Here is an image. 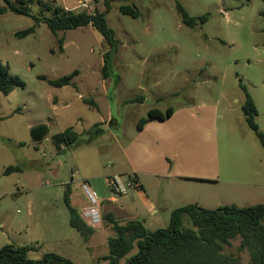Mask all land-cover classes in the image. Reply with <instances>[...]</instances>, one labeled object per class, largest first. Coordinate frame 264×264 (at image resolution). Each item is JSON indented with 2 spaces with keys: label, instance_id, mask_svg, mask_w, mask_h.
<instances>
[{
  "label": "rangeland",
  "instance_id": "obj_1",
  "mask_svg": "<svg viewBox=\"0 0 264 264\" xmlns=\"http://www.w3.org/2000/svg\"><path fill=\"white\" fill-rule=\"evenodd\" d=\"M36 1L30 6L34 15L39 11ZM40 1L87 13L103 12L107 3L106 21L121 45L112 61L114 73L103 79V38L91 26L54 36L40 23L32 34L19 38L15 33L33 26L32 18L0 14V62L23 83L8 95L0 93V248L29 245L34 248L28 252L30 259L54 253L74 264H97V256L108 249L105 238L89 248L90 236L84 240L70 227L64 189L69 186L74 192L86 180L99 199L103 194L118 198L106 178L132 170L145 182L152 201L162 199L155 215L139 204L151 231L165 228L171 211L184 205L242 208L264 201V151L242 115L244 92L239 87L240 80L263 131L261 0ZM176 3L193 17L207 13V22L186 27ZM120 5L136 6L139 17L120 14ZM73 71L77 75L71 85L57 88L47 82ZM137 97L144 98L129 103ZM168 107L174 111L170 119L136 128L148 110L165 112ZM39 124H46L49 132L34 143L29 129ZM68 127L80 134V141L57 149L50 138ZM16 165L19 173L2 174ZM164 169L183 177L156 179L144 173ZM133 192L129 189L128 195ZM101 221L109 226L102 213ZM183 223L189 226L186 217ZM94 230L98 234L100 229ZM98 235L104 237L103 232ZM232 244L226 252L246 262L247 255L236 251L238 240ZM136 251L134 247L128 256Z\"/></svg>",
  "mask_w": 264,
  "mask_h": 264
},
{
  "label": "trees",
  "instance_id": "obj_2",
  "mask_svg": "<svg viewBox=\"0 0 264 264\" xmlns=\"http://www.w3.org/2000/svg\"><path fill=\"white\" fill-rule=\"evenodd\" d=\"M4 7H0V14L10 12L19 16L31 17L34 25L15 33L16 37H26L34 32L36 26L44 23L50 32L57 36L58 32H65L80 27L91 26L103 38L102 68L103 79L109 78L114 69L112 61L121 42L116 38L112 28L106 21V15L110 8L106 3L103 12L94 10L92 13L85 11L73 12L58 6H49V2L40 0H2ZM37 3L38 15L31 13L30 6ZM96 2L97 0H91ZM259 16L264 21V0ZM49 4V5H48ZM183 25L188 28L202 26L208 20L209 15L203 14L193 17L180 4H175ZM118 11L122 15L134 19L140 15L136 6L120 5ZM44 14H43V13ZM59 50L63 47V37L57 39ZM77 75L73 71L67 76L55 80H48V84L61 88L72 84V79ZM23 83L15 76H11L7 67L0 62V93L8 95L15 87H21ZM239 87L244 92V100L241 112L248 128L256 136L264 151V130H259L255 118L257 111L252 98L248 95L245 86L239 80ZM144 98V97H143ZM137 97L129 103H138L143 100ZM88 106L96 108V103L84 101ZM173 109L166 108L165 112L158 109H150L146 118H140L136 128L141 130L145 123L158 120L164 121L172 115ZM93 125L87 132L95 129ZM32 142L40 143L48 134V128L44 124L31 127L29 131ZM51 141L57 149L61 145L72 146L80 140V134L72 128H66L60 133L53 134ZM19 166H7L2 174L9 175L20 172ZM64 203L69 212V225L74 228L86 240L92 234V228L80 217L79 213L70 204V188L64 189ZM187 218L189 226H184L183 220ZM114 236L107 239L108 253L98 258L107 264H119L124 259L126 264H264V203L249 207L221 206L214 209H205L197 204L184 205L175 208L170 213L169 223L165 228H157L153 231L147 229L143 220H129L123 224L113 221ZM238 240L236 251L246 254L248 260L243 262L239 257L226 252L232 247V242ZM136 247L135 254L128 256ZM34 248L29 245L19 246L6 244L0 248V264H74L67 258L54 253H47L39 259H30L28 252Z\"/></svg>",
  "mask_w": 264,
  "mask_h": 264
},
{
  "label": "crops",
  "instance_id": "obj_3",
  "mask_svg": "<svg viewBox=\"0 0 264 264\" xmlns=\"http://www.w3.org/2000/svg\"><path fill=\"white\" fill-rule=\"evenodd\" d=\"M62 49H64V44H63ZM173 114H174V111L172 112V115L168 119H170L173 116ZM110 118L111 117L108 116L106 120L108 121ZM168 119H166V120H168ZM152 121H154V120H152ZM152 121H149V122H152ZM164 121H159V122H164ZM147 123H145V124H147ZM44 125H46V124H44ZM47 128H48V126H47ZM68 128H71V127H68ZM29 131H30V129H29ZM48 132H49V128H48ZM136 172L137 171L132 170V171H129L126 173H116V175H119L120 177L122 175L126 176V179L128 177L133 178L134 181L138 184V188L134 189L135 192H133L132 194H129V195L127 194L125 196H119L118 198H116L115 196H107L105 194L102 195L103 197L100 199L102 201L101 213L106 218H108L110 220L109 226L104 225L103 224L104 222H102V221H100V223H97L95 226L89 225L85 221V219L82 217V211L88 205V201H87L86 196L84 195V193L80 189L79 185L75 188L74 192H72L70 189L71 206L76 210L75 204H78L80 217L93 230L92 234L90 235V237L87 241L89 248L96 246L100 240L101 241L103 240V238H105V241L107 243V239L109 238L110 233H111V230H110L111 227L110 226H112L113 221L123 224L129 220L138 219V220H143L145 223V217H143L142 213L139 211V208H140L139 204H141V207L146 209V211H148L149 214H152V215H155L157 213V211L162 208L161 207L162 199L160 201L157 199H155V201H152L151 198L148 197V195H147L148 191L146 189L147 187H145V182L143 181V179L138 177ZM15 173H19V172H13L9 175H4V176H10V175H13ZM144 173L146 175H149V176H154L156 179L164 178L166 180H169V179H182V177H183V176H178V175H168V173H170L169 169H167V170L164 169L163 171L162 170H160V171H147ZM256 175H258V173H256ZM158 185H159V182H157V186ZM159 187H161V186H159ZM259 187H262V186H259ZM161 189H162V187H161ZM161 192H162V190H161ZM9 193L12 194L13 192L10 191ZM118 199H120V200H118ZM141 199H142V202H141ZM261 203H264V201H262ZM1 226H2V223H0V227ZM95 228H99L100 230H99L98 234L103 232L104 237H100L98 234H96V231L94 230ZM107 253H108V249L105 252L103 251V253L99 254L97 256V258H101L103 256H106ZM103 262H104L103 264H107L106 261H103ZM124 263H125V261H124Z\"/></svg>",
  "mask_w": 264,
  "mask_h": 264
},
{
  "label": "built area",
  "instance_id": "obj_4",
  "mask_svg": "<svg viewBox=\"0 0 264 264\" xmlns=\"http://www.w3.org/2000/svg\"><path fill=\"white\" fill-rule=\"evenodd\" d=\"M79 1L82 2L85 0ZM106 183L110 192L116 196H125L128 194L129 189L138 188V184L134 181L133 178L128 177L125 181H122L121 177L116 174L107 177ZM80 188L88 201L87 207L82 211V217L89 225L95 226L101 221L102 201L99 199L97 193L94 190L90 189L88 181H81Z\"/></svg>",
  "mask_w": 264,
  "mask_h": 264
}]
</instances>
